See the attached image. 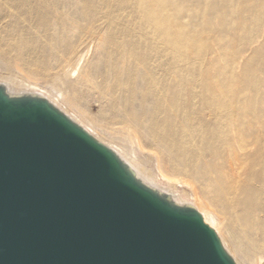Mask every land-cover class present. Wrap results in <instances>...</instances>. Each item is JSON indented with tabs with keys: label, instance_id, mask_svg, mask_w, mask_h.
<instances>
[{
	"label": "bare ground",
	"instance_id": "6f19581e",
	"mask_svg": "<svg viewBox=\"0 0 264 264\" xmlns=\"http://www.w3.org/2000/svg\"><path fill=\"white\" fill-rule=\"evenodd\" d=\"M115 2L110 12L125 11L124 24L108 12L110 1L108 8L84 1L80 23L71 14L80 0H0V33L13 30L8 41L28 47L19 56L23 64L12 61L4 68L21 71L25 80L0 73V86L9 96L47 100L109 147L141 183L175 205L196 209L236 264H264V74L248 80L244 74L257 57L243 62L264 38V0L258 8L245 0ZM242 19H251L244 29L250 39L228 53L224 39ZM57 39L64 44L52 62L43 49ZM96 47L105 52L106 72L124 78L110 86L103 75L97 81L112 124H121L125 141L140 150L141 140L149 139L155 174L126 144L99 138L79 108L74 91L89 89L81 83L89 81L87 61ZM137 81L141 111L118 101L121 95L136 99ZM250 234L252 255L243 248Z\"/></svg>",
	"mask_w": 264,
	"mask_h": 264
},
{
	"label": "water",
	"instance_id": "95a60500",
	"mask_svg": "<svg viewBox=\"0 0 264 264\" xmlns=\"http://www.w3.org/2000/svg\"><path fill=\"white\" fill-rule=\"evenodd\" d=\"M0 264H236L194 208L141 183L47 100L0 86Z\"/></svg>",
	"mask_w": 264,
	"mask_h": 264
},
{
	"label": "rangeland",
	"instance_id": "374dc122",
	"mask_svg": "<svg viewBox=\"0 0 264 264\" xmlns=\"http://www.w3.org/2000/svg\"><path fill=\"white\" fill-rule=\"evenodd\" d=\"M84 1L90 2L92 4H98V5H105L108 8L109 1H110V8L108 9V12L114 17L115 20H118L124 24V21L127 18V14L122 9L115 11V13H111L110 9L111 6L117 2L115 0H80V4L77 6V8H71V14L74 18V20L79 21L80 23H83L80 10H81V4L84 3ZM246 4H250L258 8L259 2L258 0H245ZM107 13V11H105ZM227 12L229 10L227 9ZM89 19L90 17L94 18L93 13H89L88 15ZM223 17V16H222ZM221 16L216 18V22L210 26L212 29L218 25V21H221ZM251 19H242V23L240 21L239 27L235 30H230L227 33L226 38L224 39L225 42L229 45V51L226 50L228 53H230L231 49H236L240 46L241 40H248L250 39V36L245 27L250 26ZM244 30V31H243ZM16 35L15 31H3L0 33V73L5 76H11L18 80H25L23 74L17 71L13 70H5V65L9 62L16 61L19 63H24L25 60L23 58H19L20 55H24L28 47L26 44L17 42V43H10L8 39L12 36ZM15 40H19V36H16ZM55 44L52 45V43H49L46 45L43 49V54L45 57L48 56V60H54L50 57H53L56 55L58 51H60L61 46L64 44V41L57 39V41H54ZM224 42V43H225ZM259 42V43H258ZM254 43L253 49L249 50L246 55L244 56L243 62L249 60L250 58L256 56V61H253L250 66L251 70L248 74H244L246 78L249 80L251 76L254 74L256 77L258 75L262 76L264 74V38H260L259 41ZM91 57L87 61V69H89L90 75L88 77L89 81L87 79H83L81 85L87 84L89 89H82V90H75L74 95L78 101L79 108L83 110L85 115L87 116V120L97 127L95 134L98 135L99 138L103 139L105 142L107 140H112L113 142L117 144H126L127 147H129L131 150L134 151L135 155L139 158V160L146 165V167L154 174L158 172V168L154 163L155 157L153 156L154 153H152L153 146L152 143L147 138H143L141 140V145L143 146V150H140L138 145L131 144V142L125 141L124 138V131L122 128H119L121 124H112L114 121L112 119V113L107 111V102L101 98L100 92L98 90V84L97 81H99V76H102V80L107 83L108 86L115 81L116 79L123 80L124 78L121 75H117V78L112 77V71L106 72V66H105V52L103 48L96 47L93 51H91ZM17 56V57H16ZM25 56V55H24ZM194 55L191 53L190 58H193ZM47 62V59H45ZM243 66V64H242ZM237 75L242 74V70L238 67L237 69ZM13 71V72H12ZM40 81V80H39ZM239 82L236 81V85H238ZM40 84L46 85L42 81H40ZM141 86V83L139 81L135 84V96L136 99H133L131 97H127L124 95H121L118 99L119 102L123 103L127 107L133 108L135 111H141V106L139 105L138 98H139V87ZM78 88L81 89V86L78 85ZM73 94L71 96L74 97ZM130 105V106H129ZM151 109V99L150 97H147L145 103H144V110L149 111ZM149 116L146 115V119L148 121ZM102 123V124H101ZM146 132L147 129L144 126L143 128ZM107 132V133H106ZM107 139V140H106ZM119 141H118V140ZM121 139V140H120ZM128 144V145H127ZM146 150V151H145ZM154 152V151H153ZM166 158V157H165ZM167 159V158H166ZM166 170H168L166 168ZM169 171V170H168ZM180 190H184L185 187H179ZM187 190V189H186ZM238 226L235 228L233 227L232 230L237 231ZM243 248L248 252V254L252 255V250H255V242L253 241V234L248 235L247 238L243 239Z\"/></svg>",
	"mask_w": 264,
	"mask_h": 264
}]
</instances>
